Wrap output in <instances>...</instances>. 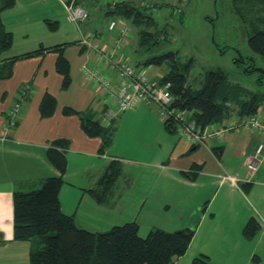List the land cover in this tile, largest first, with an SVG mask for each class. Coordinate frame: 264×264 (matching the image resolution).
Segmentation results:
<instances>
[{"label": "crops", "instance_id": "obj_1", "mask_svg": "<svg viewBox=\"0 0 264 264\" xmlns=\"http://www.w3.org/2000/svg\"><path fill=\"white\" fill-rule=\"evenodd\" d=\"M68 3L76 0H15L12 7L1 12L5 28L13 35L12 46L3 57L69 43L64 54L70 63L72 83L62 89L63 75L56 69L58 53L54 51L18 59L13 63L12 76L0 78V264H30L33 242L14 237L13 193L17 188H36L45 178L59 175L48 155V149L59 139L69 141L67 170L59 194L61 206L79 227L107 231L133 220L142 224L143 219H147L150 231L191 227L196 230L185 262L205 255L209 264H264V160L254 174L247 166L248 157L264 142V134L238 128L193 145L177 130L167 128L153 103L119 110L99 82L102 76L116 79V71L83 43L85 37L90 36L102 50H110L121 32L110 29L109 24L121 20L130 27L120 55L153 79L162 73L156 74L154 65H137L129 21L111 16L106 25L90 17L76 23L67 18ZM29 5L31 10L26 11ZM36 7L41 11L33 13ZM28 85L31 89L26 93L23 89ZM111 88L117 89V85L112 83ZM47 92L56 97L57 106L52 116L42 117L40 104ZM17 106L20 108L15 111ZM65 107L85 111L103 126L113 128L112 144L101 151L102 139L87 135L79 115L64 114ZM258 114L264 120L260 110ZM117 126L131 128L138 138H123L124 151L108 155L110 148L114 153L119 150L114 137ZM113 159L129 164L128 170L122 164V173L129 180L125 183L121 173L100 201L89 190L97 187ZM172 204L177 217L165 224L152 219ZM252 218L260 229L247 238L243 229Z\"/></svg>", "mask_w": 264, "mask_h": 264}, {"label": "trees", "instance_id": "obj_2", "mask_svg": "<svg viewBox=\"0 0 264 264\" xmlns=\"http://www.w3.org/2000/svg\"><path fill=\"white\" fill-rule=\"evenodd\" d=\"M261 2L264 3V0ZM14 4L15 0H0V78L12 76L13 63L16 60L54 51L58 53L56 69L63 75L62 89H68L72 77L64 48L69 43L42 46L13 57H3V53L12 46L13 35L5 28L1 12ZM76 4L89 10L87 2L76 0ZM175 8L171 10H176ZM181 12L182 10L179 14ZM106 14L129 21L137 30L140 45L150 46L159 39L148 29L158 25L157 18L148 7H141L133 0H124L108 4ZM248 42L252 50L264 56V30H256L249 36ZM140 64L143 67L151 65L166 67L160 81L172 83L171 90L175 97L173 105L191 112L190 120L201 127L221 122L234 114L243 117L258 114L260 103L255 97L244 99L239 104H234L228 97L222 98L221 101L217 100V95L227 79L222 70L210 71L196 88L189 82L191 63L178 61L173 51L145 59L139 58L137 65ZM30 89L28 85L23 90L27 93ZM56 106V97L51 93H45L40 104L41 116H52ZM63 112L67 115H79L86 134L102 139L101 151L112 144L113 128L103 126L85 111L65 107ZM164 122L170 130L177 129L174 122ZM68 146L67 139H59L48 149L49 159L59 170V175L45 178L40 187L30 190L17 188L13 193L14 237L17 240L33 242L30 264H173L187 252L195 235V228L186 227L175 231L154 228L146 237H142L137 221L115 225L107 231H91L79 227L72 215L63 212L59 196L64 183L63 175L67 170L65 152ZM214 152L220 155L217 148H214ZM121 173V161L113 159L97 187L89 191L98 200L103 201ZM259 229V222L252 218L245 225L243 234L247 238H252ZM193 264H209V257L205 255L195 257Z\"/></svg>", "mask_w": 264, "mask_h": 264}, {"label": "rangeland", "instance_id": "obj_3", "mask_svg": "<svg viewBox=\"0 0 264 264\" xmlns=\"http://www.w3.org/2000/svg\"><path fill=\"white\" fill-rule=\"evenodd\" d=\"M80 2H87L89 12L92 11L90 18L104 22L105 25L109 22L111 15L104 14L109 0H80ZM135 2L141 7H148L157 18L158 25L148 29L159 38L150 46L140 45L137 30L133 27L135 36L133 48L139 50L137 58L145 59L169 51L175 52L178 61L191 63L189 82L196 88L210 71L222 70L227 79L217 95V100L221 101L222 98L228 97L234 104H239L244 99L255 97L260 103L259 110L264 114V56L252 50L248 42L249 36L256 30H264V3L261 0H138ZM155 5L163 9L160 10ZM29 7L30 5L26 11L31 10ZM173 7H176V10H171ZM39 8L36 7L32 12H40ZM155 69L156 74H163L166 67ZM114 137L119 150L116 148L114 153L115 151H112L114 148H110L107 150L108 155L121 154L124 151L121 140L125 138L129 141L131 137L133 141L138 135L131 128L117 126ZM121 164L125 170H128L127 162ZM122 180L127 183L129 178L124 174ZM174 217H177V213L172 204L171 208L155 215L152 219L165 224L166 220H173ZM143 220L142 224L138 221L141 229L139 232L142 233V237H146L150 229L147 228V219ZM177 228L167 231L179 230ZM185 257L187 256L182 257L178 264H193V257L192 262H185Z\"/></svg>", "mask_w": 264, "mask_h": 264}, {"label": "built area", "instance_id": "obj_4", "mask_svg": "<svg viewBox=\"0 0 264 264\" xmlns=\"http://www.w3.org/2000/svg\"><path fill=\"white\" fill-rule=\"evenodd\" d=\"M66 10L67 18L70 21L80 23L89 18V10L82 5L68 3ZM109 28H119L121 32V37L114 42L110 50H102L90 36L85 37L83 43L97 52L98 57L109 62L111 68L116 71V79L102 76L99 77V82L103 84L108 95L116 102L119 110L125 111L140 103H153L158 107L159 116L164 121L174 122L176 130L193 145L205 144L207 139L223 136L227 130L238 128L257 130L264 134V120L259 114L241 118L231 116L205 127L197 125L195 121L190 120L191 112L173 105L175 97L170 81L161 83L160 77H157L158 79L151 78L120 55L119 51L126 45L128 39V25L121 20H113L110 22ZM112 83L117 85V89L111 88ZM19 108L20 106H17L15 111ZM263 160L264 142H261L255 154L248 157L249 173L254 174Z\"/></svg>", "mask_w": 264, "mask_h": 264}]
</instances>
